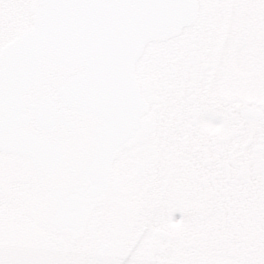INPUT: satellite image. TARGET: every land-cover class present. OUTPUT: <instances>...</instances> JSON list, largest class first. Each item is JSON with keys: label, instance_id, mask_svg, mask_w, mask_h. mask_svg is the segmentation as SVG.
Returning <instances> with one entry per match:
<instances>
[{"label": "snow or ice", "instance_id": "1", "mask_svg": "<svg viewBox=\"0 0 264 264\" xmlns=\"http://www.w3.org/2000/svg\"><path fill=\"white\" fill-rule=\"evenodd\" d=\"M0 264H264V0H0Z\"/></svg>", "mask_w": 264, "mask_h": 264}]
</instances>
